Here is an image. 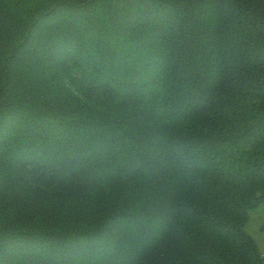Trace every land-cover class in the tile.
Listing matches in <instances>:
<instances>
[{
	"label": "trees",
	"instance_id": "1",
	"mask_svg": "<svg viewBox=\"0 0 264 264\" xmlns=\"http://www.w3.org/2000/svg\"><path fill=\"white\" fill-rule=\"evenodd\" d=\"M3 196L0 264H264V0H0Z\"/></svg>",
	"mask_w": 264,
	"mask_h": 264
},
{
	"label": "rangeland",
	"instance_id": "2",
	"mask_svg": "<svg viewBox=\"0 0 264 264\" xmlns=\"http://www.w3.org/2000/svg\"><path fill=\"white\" fill-rule=\"evenodd\" d=\"M13 201L8 200L5 196L2 197L0 208L3 211L11 212L13 215L9 216L15 223L21 224L30 228H41L44 230H51L57 225L58 217L51 209L43 206L40 208H31L26 205L14 207ZM10 215V213H8ZM111 212L108 209H102L94 215L84 220V227L87 231L93 230L101 222H103ZM264 210L263 208L258 212L251 214V218L247 227V231L256 240L259 249L264 253V232L260 228L263 224Z\"/></svg>",
	"mask_w": 264,
	"mask_h": 264
}]
</instances>
